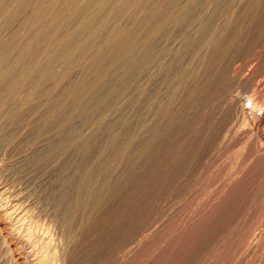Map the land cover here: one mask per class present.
Instances as JSON below:
<instances>
[{
    "label": "rangeland",
    "instance_id": "1",
    "mask_svg": "<svg viewBox=\"0 0 264 264\" xmlns=\"http://www.w3.org/2000/svg\"><path fill=\"white\" fill-rule=\"evenodd\" d=\"M202 1H200L198 3V5H196L193 8L195 11L192 9V13H193V15H195V17H193V18L195 20L197 18V20L199 22L197 20L196 21L193 20L191 22V23H193L192 26H190L191 24L187 23L186 25L184 24L183 27H180L178 25H174L176 28L174 26L170 27L172 29V30L171 29L169 30L171 32V34H174V32H175L174 30H176V32H177V34L172 35V36H171V34H169L172 41L167 40L168 38H170L168 35H166V33L168 34L169 31H164L162 29L164 31L162 33L163 34L165 33V37L162 36L163 38H160L159 41H157V44H159L158 46H160V43H161V46L162 47L164 46L165 51L167 49L166 52H169V53L165 54L164 55L165 57L164 56L160 57V55L158 56V54L156 55L157 58L155 56V60H154L155 63H158L159 62L158 60L160 58V60L162 62L164 61L163 62L164 64L161 63V61L158 63L159 65H157L153 62V64H152L153 70L155 71V68L158 66H159L158 68H161L162 66H163L162 68H164V66L166 67L167 63H168L167 59H169L168 67H170V65H172V63H173V65L171 66V69H175V67H176V69L181 68L183 63L186 64L188 62V61H186V59L190 61L191 56L189 55V57H188V55H187V56H185V59L183 60L184 62H182V63L178 62L176 60V53L178 54L180 51L188 50V46L185 44L188 43L187 40L190 41V39L198 33L197 31H199L198 30L199 29V23L202 21L203 22L209 21L208 22L209 24H211L213 22L214 25H213V23L210 25L211 28L213 27L212 29L216 30L215 28L218 27L220 29V30L217 29L218 32L220 34H222V32H223V35L224 36L226 35V39H231V37H233L232 39H234V37H235L238 44L241 43V44H239L240 45L239 47H241V46L244 47L245 45L246 46L244 48L241 47L240 49H238L237 53L231 51L232 54L228 55L229 59H228L227 63H225L228 66V67L226 66L227 69H224V72L226 74H224V76L220 80H218L219 82L216 79L213 80L212 81L213 87H212V83L209 84V87H212V90H211V88L208 87L209 96H207V98L205 97L206 98V99L204 98L205 100L204 99L199 100V101H202L203 105L200 104L201 102L197 101V104H196L197 109L199 108L200 110L198 109L197 114H195V116L191 117L190 120H187L186 123L188 124V122H189V126L185 125L187 128L184 129L185 128V126H184L183 127L184 130L182 129L181 135L180 134L178 135L181 140H177L178 137H174V139L171 141V143L173 141H176V142H173L175 144L171 145L169 143L170 145L168 144V146H166V149H164L165 148L164 147L163 148L164 150L162 149V154L158 156L159 157L158 159L157 158L155 159L156 161L150 160L151 164L149 163V165L146 167L147 170L142 169V170H144V171H142L137 160H135V162L133 160L128 161L127 159H125V160H113V158H112V160H110L111 158H108V157L113 156V155H111L110 152H107V154H106L107 157H105V160H98L97 161L96 156H95L96 151H98L97 148H96V151L94 152L95 154L92 153L93 156L91 154L92 159L90 158L91 157L90 156L86 160L88 162H86L85 160L84 161L80 160L79 157H77L76 155L71 154V153H70L71 155L65 154L63 157H58L59 159L62 158V160L61 159L59 160L58 158H56L57 156L54 157L55 160H53L54 159L53 157H52V159H48V160H46V159L40 160V157H43L44 154L46 155L50 152L51 145L53 146L54 143H56V141H57L56 132L59 129L58 126H55L53 124L51 126L48 125L51 129L48 128V126H43L41 123L42 121L40 120L41 118H43L42 117L43 114H41V112L44 113V111L46 110L45 107L49 108L50 106H52V104L50 103L53 100L52 98L56 97L55 98L56 100L57 99L59 101L62 100L65 103L66 100H65V97H63V95L65 96L66 93H69V90L71 88H72L71 89L72 91H77V89L79 91L80 88L82 87L79 84L80 82H81V84L84 82H85L84 83L85 85H86V83L88 84V81H90L92 79L90 77H93V75H95L94 74L95 71L93 70L94 72L93 71L91 72L90 70H88L87 66H83V65H85V62L83 65H82L83 61H81V63L77 62V64H75L76 62H74V65H76V66L72 65L73 67H77V66L79 67L80 66L81 68H83L81 70L79 67V70L82 72H80L78 70V67H77V69L74 68L77 70V73H74V74H72V73L76 72V70H74L72 66H68L69 68L65 66L66 68H63L64 73L62 74L63 75L62 79L64 81L61 79V82H60L61 85L59 84L61 89L63 88V86L66 85L64 83H66L67 80L65 81L64 78H66L67 76H68V79H70L71 78L70 76H72V75H74L75 78H77V77L80 78L83 76L85 78L84 79L80 78L82 81L78 80V78L77 79L74 78L75 80L73 81V78H71L72 80H70V82L73 81V83L74 82L75 83L73 84V83L67 82V86H65L64 88L68 92L64 88H63V91L58 89V88L55 89V92H56V90L59 91V92H57L58 95L61 91L62 92L60 94H63L66 91L62 95L61 98H59L60 95L57 96V93L52 92V91H54V89L50 90L53 86L51 85V83L49 81L47 83H46V81H43V84L45 83L43 88L46 86L50 88V89L47 87L44 88L45 91L49 90L52 93L48 94L49 93V91H48V92H46V94L48 96L43 95L40 98H42V101H43V99H45V101H46V99H48L49 101L48 100L47 101L51 105L48 104L45 106L43 104L44 102H42L40 100V98H37V100H36L34 93H32L33 90H32V92L29 90V91H27L28 93L27 92L25 93L26 96L28 95L31 97H28V96L24 97V104H22L23 103V97L22 96H18V95L15 96L16 101H18L17 103H19L21 100L22 103H19L20 105L22 104L25 106V103H28L30 105V106H28V104H26L27 109H24V106L19 105L20 108L22 107L23 108L22 110L27 111L28 114L30 111L31 112L29 115H26L25 112H23V114H25L23 121L25 119L26 120L24 121V123H22L23 121H21L19 123V124H21V123L23 124V125L21 124L20 127L17 125V127H19L22 130H20L19 128L15 129V128H17L15 126L14 131H12V134H11L12 138L9 137L10 139H8V141L5 143L7 145H5L4 143L2 145H0L1 146V148H0V204H1L0 205V242H1V240L3 242V245H1V247H0V249H1L0 251L3 250L2 247H6V250H5L6 253H4L5 251H3V253L0 252V264L1 263L2 264H5V263L6 264H14V263L15 264H36L35 263L36 261L34 260L35 258L33 255L32 247L29 246V244L24 243L25 242L24 236L21 232L15 233L18 231L17 228L20 225L24 226L25 229L20 227L21 230L24 231V233L25 232L29 233V231L31 230V232L29 234H31V233L33 234L34 238L32 237V235H31V238L33 239V241L36 240L34 243L39 242L38 240H41L42 236L47 235V237L44 236L43 239L49 238L52 245L54 244L56 246V248L59 249L58 251L56 250L58 253L55 251L56 255L59 257L63 253V255L65 254V256L67 258L69 257L68 259H66L65 256L63 257L64 260L66 259L65 262L63 261L65 264H69L70 262H71L70 264H120V263L121 264H206V263L207 264H264V247H263L264 246V0H262V1L260 0L259 2H258V0H256L255 1L256 3L253 2L254 0L253 1L251 0V4H250V0H226L229 3H231L230 5L224 0H221V1L220 0H207V2H206V0L205 1L202 0ZM208 1H209V3H208ZM222 1H224V3H226L225 6H226L227 10L225 9L224 5H221L219 7L220 9L218 8L219 11L215 10V12L216 13L218 12V13L212 14L214 12V4L216 5L218 3H221ZM261 2L263 4H261ZM234 3H236V4L233 5ZM221 4H223V2ZM252 4L254 6H252ZM227 5H229L230 7L232 6L231 9H228L230 7H227ZM247 5H251L255 9L253 8L254 9L253 10L251 6H247ZM259 5H262V6H259ZM255 6H257V8ZM221 7H223V11H220ZM240 7H243V8H240ZM259 7H261V8H259ZM198 8H200L201 10H199ZM169 9H168L169 10L168 12H172V11L174 12L175 10H177V9H175V7L174 8L170 7ZM172 9H174V10H172ZM236 9L237 10L239 9V11H237ZM261 9L263 12L260 11ZM139 10H141V9H139ZM207 10H208V13H207ZM144 11L145 10L142 9L140 11L141 14H138L139 11L136 12L137 16H139L140 18L139 17L137 18L135 12L133 13L135 16H133V14H132V16L135 17V19H138L137 20L138 21V27L136 30H138L139 33H136L138 31L135 30L136 32L134 31L135 33L133 32V34L131 36H134V35L137 36V34H141L140 32H142L144 30L143 29L144 26L148 27L151 24H153L152 20L150 21L149 20L150 18L148 16L145 15L146 18H144L145 16H143V14L147 13V11H145V13H144ZM194 12H196V13L194 14ZM220 12L223 13V15ZM250 12H252L251 13L252 18H251V16H249L250 14L247 15ZM259 12L260 13L262 12V13L260 14ZM234 13L236 15L238 13V15H237L238 17ZM215 14L217 15V17ZM240 14H242V15H240ZM208 15H209V17H208ZM213 15H215L216 18L214 17L212 19ZM259 15H261L260 17L262 18V21H263L261 23H260L261 18L259 17ZM196 16H198V17H196ZM246 16H249L250 18L248 19V17L246 18ZM253 16H254V20L252 21ZM256 17L258 20L256 19ZM142 18H144V19H142ZM241 18H242V20H241ZM203 19H205V21ZM255 19L257 20V23H256ZM139 21H142V23ZM220 21H221V23H220ZM223 21L225 22V24ZM240 21H242V22H240ZM148 22L149 23L152 22V23L149 25ZM215 22H217V23H215ZM143 23H144V25H142ZM239 24L240 25L242 24V25L240 26ZM244 24H246L247 27H245ZM127 26H128V24H126V23H125V25H124V23L121 24V27H124L123 29L127 28ZM139 26H140V28H139ZM225 26L226 27L228 26V28L225 29ZM230 26H232L233 29ZM178 28H180V29L177 30ZM139 29H143V30H139ZM182 29H183L184 33H183ZM223 29H225L224 30L225 32L224 31L221 32V30H223ZM165 30H167V29H165ZM226 30H228V32H231L233 30H237L239 32L235 31L236 34L233 33L234 31L231 33H227ZM181 34H183V35H181ZM237 36L239 37V39ZM186 37L187 38L189 37V38L187 39ZM161 40L164 42H162ZM181 40H183V41H181ZM168 42H171V43H168ZM162 43H163V45H162ZM161 46L159 48H161ZM201 47L202 46H200L199 49ZM168 48L170 50H168ZM185 48H187V49H185ZM203 50L204 49L201 48V51H200L201 53L199 51L198 52L200 54L197 53L198 54L197 58L200 57V55H201V57L199 59H201L202 61H204V59H206L205 57H207V55L205 54L206 53L205 50H204L205 53L203 52ZM135 51H137V50H135ZM136 53L139 54V52H136ZM171 53L172 54L174 53L173 54L174 57H172ZM168 54H170L169 57L171 56L172 58H169ZM203 54H205V56ZM133 55H134V57L138 56L135 53ZM170 59L176 60L179 63L178 64L176 62L177 66L178 65L180 66L181 64L182 65L180 67H177L176 65H174L175 61L174 62L172 60L170 61ZM201 60L198 61V59H197V64H196V60L192 61V64H191L192 70H195V71L200 70V66L204 65V64H202ZM117 61L120 64L119 68H116L119 65ZM194 62H195V64H194ZM78 63H80L82 66ZM115 63H116V66L113 65ZM123 63L124 62H120V60H116L113 63L112 62L109 63L103 69V72L105 73L104 75H106V77L108 75V78L105 77L104 79L109 80L112 77L111 76L112 74H113V76H117V75L119 76L120 74L122 76V74L125 72H128V70H129L128 74L127 73L123 74L124 78H127L128 80H130V78L131 79L134 78L136 80L138 78V75L140 76V72L138 70L135 69L136 72H131L130 70H132V69L128 68V66H126L127 64H123ZM160 63H161V65H160ZM110 65H111V67L113 65V67H112L113 69H111V70H109ZM123 66H125V67H123ZM148 66H147V69H148V71L149 70L150 71L148 72V71H146L147 69L145 70V75H146L145 79H147V78L152 79L153 78L152 74L154 71L152 70V67H150L151 64H148ZM120 67L121 68L123 67V68L121 69ZM172 67H174V68H172ZM70 68H72V69H70ZM149 68H151V69H149ZM117 69H119V70L121 69V70L119 71ZM176 69L174 70L175 72H176ZM86 70L90 71V73H88ZM122 70H124V72ZM151 70H152V72H151ZM69 71H71V72H69ZM132 71H134V70H132ZM174 71H173V73H174ZM67 72L69 73V75L70 74H72V75L69 76L68 74H66ZM84 72H85V75H84ZM114 72H117L119 74L114 73ZM137 72H139V73H137ZM86 73L89 75L90 80H88V78H87L88 76H86L87 75ZM109 73H111V74H109ZM132 73H133V75H132ZM135 73H136V75H135ZM125 75H127V76H125ZM130 75H132V76L129 77ZM109 76H110V78H109ZM121 76L119 78H120L121 82L123 83L121 85L123 87H120V89L122 91L119 90L120 91V92H118L119 94L116 93V95H115L116 97L119 96L118 97L119 99L115 98V96H114V100L117 99V100H115V104H112V103H114V102H112V99H110V100L105 99L106 101L105 102H103L104 100L101 101V102H103L101 104L100 103L98 104V102H96L93 104L94 107L90 106L88 108L89 113L86 117H85V115L88 112V110H86L87 112H85V113L82 112V113H84V114H81L83 119L79 118L80 120H83L82 124H81V121L79 119H78V121L75 120L76 122H78L76 124L79 127L81 124L80 129L75 125V123H74L75 121L73 122L72 125L77 127V130H81L82 126L84 127L81 130V132L79 131L80 134L83 133L82 137H84V140H90L92 138V136L94 137L93 134H95V133L93 131L96 128L95 124H96L97 119H98V117L96 115L99 116V114L101 113V110L104 108L103 107L104 105L106 106V109L114 106V107H112V109H114V110L108 109L109 111H107L105 109L107 111V113H106V111L104 112V114H105L104 115V121L109 122L108 124H110L108 127H107V123L105 124V126H106L105 131H107L106 132L107 135L114 134L115 136H117L116 134H118V136H120V134H122V132H124V129H122V128H124L123 126H125L124 124H126L125 128L127 126L130 128L131 134L133 133L134 138H135V136L137 138H140V134H141L140 132L141 131L139 133L137 131H139V128L142 126V123L145 125L148 123L151 124V121H152L151 118H154L156 120V117L158 118L161 116L160 114H158V115L155 114L154 116H152L151 113L148 111L146 113L147 104H146V106L144 103H143V105H141L142 102H141L140 98H138L139 96L136 95V94H138L137 89H138L139 85H141L143 82L142 76L139 77V79L141 78L139 83H138V79L136 81L134 79H133V81L131 80L132 85L135 84L134 85L135 89H132L134 87L131 84H128V82L130 83L131 81L124 79L123 76L121 78ZM122 79H124L126 81H123ZM76 80L80 81V82H77ZM134 81H135V83H134ZM162 83L159 85H160V87L162 85L164 88L162 87V89H161L157 85L158 87L157 86L156 87L158 89L156 88L155 90L160 89L161 91H164L165 94H167V93L170 94V95L168 94V96H167L164 93H163L164 95H162L161 94L162 92L160 90H159V92H161V93H159L158 91H155V92H158L157 97L161 96L162 100H164V101H162L160 97L156 98V103L157 104L160 103L159 105H161V102H162V106H163V104L166 105L165 102L168 103L169 101L173 102L174 104L180 103L181 100L184 101L187 89H191V86H187V87L183 86L182 88H180V90L176 89L177 91H175L174 88L176 85H174L173 83L172 84L170 82L167 83L168 85L170 84V86H171V87L169 86V89L166 88L167 84L165 85L163 81H162ZM72 84L74 85V87H72L73 86ZM77 84H79V85H77ZM84 84H82V85H84ZM109 84L112 85L113 83H111V82L107 83L106 87L107 86L110 87L111 85H109ZM49 85H51V86H49ZM112 86H111V88L114 89V85H112ZM109 87H107V89ZM75 88H76V90H74ZM111 88H109L108 91L111 90ZM172 88L174 89L175 93L173 91H172V93L170 92ZM181 89H183V90L181 91ZM184 89H186V92L184 91ZM71 90H70V92H71ZM112 90L109 91L108 93L110 94L112 92ZM127 90H129V91L127 92ZM130 90H131V92H130ZM132 90H134L136 92H134ZM178 90L181 92H184V95H183V93H180V92L177 93ZM120 93H121V96H120ZM122 94L124 97L122 96ZM159 94H161V95H159ZM172 94H174V96ZM54 95H56V96H54ZM182 95L184 96V98ZM46 96H47V98H43ZM18 97H20V98L22 97V98L19 99ZM33 97H35L34 99L36 101H34V99H32ZM48 97H50L51 100ZM133 97L135 99H133ZM163 97H165V98L163 99ZM178 97H180V99L181 98L182 99L180 100ZM131 98L133 99V101L130 100ZM166 98H167V100H165ZM201 98H203V97H201ZM26 100H27V102H26ZM39 100H40V102H39ZM56 100L53 102H58ZM107 100H109V102H107ZM157 100H159V102H157ZM28 101H31V102H28ZM36 102H39V103H36ZM46 102H45V104H46ZM129 102L132 104L130 105ZM203 102L206 104H204ZM34 103H36V104H34ZM106 103H109V104H106ZM33 104H34V106H33ZM95 104L96 105L98 104V106H95ZM135 104H136V106L133 107ZM101 105H103L102 106L103 108L101 107ZM107 105L108 106L110 105V107H107ZM128 105H130V107ZM198 105H200V106H198ZM127 106H128V108H127ZM92 107L94 108V111H96L97 109H99L100 111L98 110L94 113V111L91 110V109H93ZM120 108H121V110H120ZM126 108L128 110H126ZM129 108H130V110H129ZM134 108L137 110L138 109H140V110H138V111L136 110L137 111L136 112L134 110ZM28 109H31V110L28 111ZM32 111H34V112H32ZM113 111H115V112H113ZM98 112H100V113L98 114ZM138 112H140V113L136 114ZM143 112H144V114L146 113L145 114L146 116L143 114ZM2 114L3 115L5 114L4 116L6 119L8 118L7 116L10 117L9 113L7 114L5 111H4V113H3V111H0L1 121L3 119H5ZM90 114L93 116H91ZM133 114H135L134 117H132ZM81 115H80V117H81ZM83 115L85 118H87L88 116H91L90 118L95 117V116L96 117L93 118V120H91L88 117L91 120V122H90V120L85 119L83 117ZM140 115H142L143 118ZM27 117H28V119H27ZM39 117H40V119H39ZM130 117H132L135 120L131 119ZM139 117H141L142 119ZM94 119L96 120V122H94ZM150 119H151V121H150ZM127 120L130 123L127 122ZM139 120H140V122L143 120V122L140 123ZM84 121H85L86 127L84 125ZM88 121H89V123H88ZM104 121H103V123H105ZM123 121H124V123H123ZM135 121H137V123H139V124H137ZM157 121H159V120L157 119ZM39 122H40V128H39ZM86 122L89 125L92 124L93 127L92 126L89 127V125L86 124ZM34 124H36V125H34ZM130 124L131 125L133 124V125L131 126ZM37 125H38V127H35ZM114 125H116V126H114ZM33 126L35 129L34 128L32 129ZM53 126L55 128L54 129L55 131H53V129H52ZM91 127L93 128V130ZM132 127H134V128H132ZM36 128H37V130H36ZM43 128L46 130H42ZM110 128H112V129H110ZM119 128H121V129H119ZM31 129L36 133L35 137L33 136L34 132L31 131ZM108 129L111 132L116 130V132L111 133ZM26 130H28V131L26 132ZM40 130L43 132L46 131V133L42 134V132L41 133L39 132ZM90 130H91V132H90ZM120 130H121V132H119ZM133 130H135V131H133ZM15 131L17 134L15 133ZM37 132H39L40 134ZM48 132H49V134H48ZM53 133H54V135H53ZM90 133H93V134H90ZM29 134H30V136H29ZM31 134L33 136L32 140H31ZM85 134L88 136L85 137L84 136ZM100 134H102V135L100 136ZM103 134H104V131H102V133L100 132L99 135L97 134L100 138L102 137L101 140L103 142L101 140H98L100 138L94 137V138H97V144H99L101 142L103 143V144L101 143L102 147L104 145V142L107 141V140H105V138L108 139V137H109L106 134H104V135ZM25 136H27V137L29 136V139H30V140L28 139L29 142H27L28 140L24 139V138H27ZM39 136H40V138H39ZM54 136H56V137H54ZM95 136H96V134H95ZM104 136H107V137H104ZM15 137H16V139H15ZM36 137H37V139H36ZM141 137H143V136H141ZM33 138H35L36 140ZM52 138L54 140L56 138V140L54 141ZM86 138H88V139H86ZM33 140L35 143L33 142ZM47 140L50 142L52 141V143L49 142L48 144H46ZM23 141H24V144H23ZM44 141H46V142H44ZM12 142H14V143H12ZM25 142H27L26 145H25ZM97 144H96L97 147L102 148L100 146V144L99 145H97ZM45 145H47L48 150L44 147ZM135 145H137V146H135ZM170 146H171V148H170ZM44 148H45V150H44ZM133 148H135V149H133ZM37 149H38V151H37ZM136 149H139L138 143L137 144L134 143L132 145V150L134 152L137 151ZM167 149H168V151H166ZM46 151H47V153H46ZM38 152H40V153H38ZM166 152H168V153H166ZM108 153H109V155H108ZM165 154L167 156H165ZM31 155H35V158H34V156H32V158H34L33 159L34 162H32V159L28 158L29 156L31 158ZM66 156H68V157H66ZM71 156H74V158L76 156V158H78L80 161L75 160L73 157L71 158ZM64 158L67 161L64 160ZM27 160L30 162H28ZM90 160H92V163L94 161V164H92ZM47 161H49V162L47 165H45L47 163ZM62 161H65V162H63V163H66V164H64L65 167H63ZM69 161H72L73 163L71 162V164H70V163H68ZM82 161L84 162V164L81 163ZM95 161H96V163L99 162V165H97L95 163ZM130 161L131 162L133 161L134 163L132 162L133 163L132 164ZM36 162H37V164H36ZM28 163H29V165H28ZM75 163L77 164L78 167H76ZM100 163H102V164L100 165ZM103 163H104V165H103ZM113 163H115L116 166H114ZM129 163H131L132 165L131 164L129 165ZM58 164H59V166H58ZM60 164L62 166H60ZM67 164H69L71 166H69ZM78 164H80L81 167ZM39 165L41 166V168L39 167ZM82 165H88V166H86L88 168L93 165L94 169L97 171L96 172L94 170L95 171L94 175L97 174L96 176H98L100 174L99 177L100 178L104 177L103 180L105 179L104 182L106 181L105 183L108 185H111L110 183L117 182L115 180L116 178H117L118 182L123 180V179L126 180V178H128V176L131 175V172H133V169H135V170H134V176L133 175L130 176L132 179L130 177H129L130 181L128 180L129 178L127 179V181H129L128 182L129 185L127 184L128 187L126 186V188H124V191L121 190L120 191L121 194L116 192L119 195L114 193V196L117 195L116 198L114 196H113L114 198L111 196L110 199H115L114 200L115 202L113 200H110V199H108L109 201L105 200L108 198V197L106 198V196H108V194L104 195L103 192H102L103 194L100 193L101 191L99 190V188H100V187H98L99 185L96 184V186H95V187H97L98 190L95 189V187L93 188V186H92V191L94 190L93 192H95V190H96V192L100 191L99 193L101 194V197H100V194L98 195V197L101 199L99 202H102L104 200H105V202L106 201L108 202V203L106 202V205L108 204L107 208L110 207L109 211H108V209H106L108 212V213H106L107 215L104 213L100 214L101 216L97 215L94 218V221H92L93 224L88 220L89 218L86 219L87 221L84 220L85 218H87V216H84L82 214L81 215L76 214V216H75V219H77L75 221L76 226L74 225L75 227H73V230H71L72 233H71V231H69L70 232L69 233L68 231L65 230L64 225H62V219L60 218V217H62V214L64 211V209H63V211H61V208H63V207L65 208V206H67V205L63 206V205L57 204L59 202L56 198V196H57L56 193L59 189L58 186L61 184V182H59V181L63 180L64 183L62 181V184H64V185L66 184V181L68 183V180H65V179L68 178L69 174H70L69 176H71V177H69L68 179L71 178V185L74 183L73 184L74 186H72L73 188L72 187H71L72 189L69 188V191L72 190L71 193L77 192V189L75 186V185H77V179L79 178V176H77V175L81 174V173H79V171L83 170L82 171V173H83L85 171V168H86L85 166H83L84 167V169H83ZM136 165H137V167H140L137 169L139 171L141 170V173L139 171H138L139 173H136L137 169L134 168ZM27 166L29 167V170L26 169ZM42 166L44 168H42ZM73 166H75V169H72ZM95 166L96 167L98 166V167L96 168ZM110 166L114 167L115 169L111 168ZM22 167L24 169H21ZM37 167H39V168H37ZM59 168H60V171L62 170L61 171L62 176L64 175L63 177L61 176L62 179L60 178V175H58L60 173V172H58ZM78 168H79V171H78ZM88 168H86V169H88ZM131 168H133V169H131ZM177 168H178V170H177ZM40 169H41L42 173H41ZM67 169L69 172L67 171ZM70 169H72V170H70ZM102 169L104 170L103 171L104 173L102 171H100ZM112 169L115 171H112ZM127 170H128V172H127ZM129 170H132V171L130 172ZM149 170H150V172H149ZM23 171H24V173H22ZM32 171H33V173H31ZM71 171L73 174L70 173ZM37 172H38V175L36 174ZM62 172H64V174ZM114 172H115V174H114ZM117 172H119V173H117ZM203 172H204V174H203ZM55 173H56V175H55ZM67 173H69V174H67ZM65 174H67V175L65 176ZM74 174H77V175H75L76 177L74 176ZM119 174H120V176H119ZM140 174H141V176H140ZM54 175L56 176V178H54ZM136 176L137 177L140 176V178L138 179ZM133 177H136V178L134 179ZM58 178H60L61 180ZM120 178H121V180H120ZM72 179H73V181H72ZM74 179H76V180H74ZM133 179H134V181L132 182ZM50 181H53L54 183L50 182ZM55 181L59 182V184ZM75 181H76V184H75ZM131 183H132V185H131ZM51 184L54 186V191L56 190V193H54V191H52L54 194H52V192H51V189L53 190V188H51V187H53ZM77 188H78V186H77ZM236 192L239 194H237ZM102 196L104 197L103 199H102ZM50 197H52V198H50ZM53 198H55L57 201ZM99 198H98V200H99ZM110 201L111 202L113 201V203H111ZM110 203L112 205H110ZM237 206H239V207H237ZM58 210H59V212H58ZM19 214H20V216H18ZM58 215L60 216L59 218H58ZM6 216H9V217H6ZM15 216H17V217H15ZM21 216H24L23 218H25V217H27V218H25V219L22 218L21 221L24 220V223L19 221V223H20V225H19V223H17L16 221L18 220L17 218H19ZM246 216H248V217H246ZM99 217H100V219H99ZM10 218L12 220H14L15 223L12 220L10 222V220H8ZM60 219H61V222H59ZM190 220H191V222H190ZM88 221L90 223V226H92L93 228L91 227V229H90V226L87 223ZM82 222H84V224ZM82 224H83V226H82ZM85 224H86V226H84ZM11 226L12 227L14 226L13 228L16 227L15 229L17 231L15 229H13ZM79 226H82V227H79ZM87 226H89V228ZM141 226H143V227H141ZM76 227H78V228H76ZM74 228H75V230H74ZM86 228L89 229V230L87 229L88 233L85 230ZM28 229H30V230H28ZM83 230L85 231V233H83L84 232ZM19 233H21V234H19ZM36 236H38L37 237L38 239L36 238ZM241 236H243V237L241 238ZM254 239H256V240H254ZM70 242H71V244H70ZM248 243H249V245L250 244L251 245L249 246ZM242 246H243V248H242ZM86 247L89 248L88 249L89 251H86L87 250ZM84 249H86V250H84ZM28 250H30V253ZM70 250L72 252H70ZM31 251H32V254H31ZM4 254H6V258H7V255L9 254L8 255L9 257L7 258L8 260L5 258ZM67 260H68V262H67ZM58 264H63V263L62 262L60 263V261H59Z\"/></svg>",
    "mask_w": 264,
    "mask_h": 264
},
{
    "label": "bare ground",
    "instance_id": "2",
    "mask_svg": "<svg viewBox=\"0 0 264 264\" xmlns=\"http://www.w3.org/2000/svg\"><path fill=\"white\" fill-rule=\"evenodd\" d=\"M202 1V0H0V111H4L8 114H10V117L7 116L8 118L6 119L5 118V114L3 115L5 119H3L1 121L0 119V145H2L3 143L5 144L8 139L12 138V131H14V127L17 125L20 127V125L22 123H24V120L23 121V118H24V115H29L27 111L25 110H22L23 108L20 106L22 104H24V97H27L25 95V93L27 91H31L33 90L32 93H34V96L36 97V100L37 98H40L41 96L43 95H47L46 92H48L47 90L45 91L44 87L43 86L45 85V83L43 84V81H46V83L49 81L51 83V85L53 86L51 89L49 87L50 90H53L52 92H55V89H60L63 91V88L65 86H67V82H70V80H72L71 78H73V81L77 78L74 77V73H77V67H73L72 65H74V62H76L75 64H77V62H80L83 61L82 65L84 64L85 62V65L83 66H87L88 70H90L91 72L93 71L95 75H93V77H90L92 78L90 80L89 78V75L87 74L86 76H88V84L86 83V85L84 83V85L81 84L80 81H82L80 78H85L84 76L83 77H80L78 78V80L80 81H77V82H80L79 84L82 86L80 88V90L78 91H72L71 89V92L69 90V93H66V95L64 96L63 94L67 91L65 88V92L63 94H60V97H65V103L61 100L59 101L58 99L56 100L54 96V98H52V102L53 101H58V102H50L52 104V106H50L49 108L48 107H45L46 105L50 104L48 101V99H43L42 101V98H40V100L42 102H44L43 104L45 105L44 107L46 108V110L44 111V113L41 112L42 117L39 119L42 121V125L43 126H48V125H55V126H58L59 129L58 131L56 132V136H57V141L56 143H54V145L52 146L51 145V150L48 154H44L43 157H40V160H48V159H52V157H63L65 154L68 155V154H74L76 155L77 157L80 158V160H87L91 154H95L94 152L96 151V148L98 149V151H96V160H105V157L107 152H110L111 157H108V158H111L110 160H125L127 159L128 161L129 160H133L135 162V160H137L138 164L140 165L141 167V170L142 169H146V167L149 165L150 163V160H155L156 158L158 159L159 155L162 154V149H166V146H168V144L170 143L171 145L172 144H175L173 142H176V141H173L171 143V141L174 139V137H178L177 140H181L179 138V134L181 135V131L183 129V127L185 125H188L189 126V122L188 124L186 123L187 120H190L191 117L195 116V114H197V101L199 100H203L205 97L207 98V96H209V92H208V87H209V84L212 83V87H213V80H220L224 74H226L224 72V69H227L226 68V64L228 59H229V54L231 55V51L232 52H235L237 53L238 49H240L241 47H239L241 43L238 44L237 40L235 39H232L233 37H231V39H226V35L224 36L223 35V32L226 28H228V26L226 27L225 26V29L221 30L222 34H220L218 32L217 29H219L218 27L215 28L216 30L212 29L210 27L211 24H209L207 21L206 22H200L199 23V31H197L198 33L194 36V37H190V41L187 40V45L188 46V50H185V51H180L178 54L176 53V60L178 62H184L183 60L185 59V56L189 55L191 56V60H187L188 61L186 64L183 63V65L181 66V68L179 69H176V72L174 71L175 69H171V66L173 65H170V67H168V63H169V59H167L168 63H167V66L164 68H158L156 67L155 68V71L153 70V67H152V64L155 60V56L158 54V56L160 55L161 56H164L165 54L169 53V52H166L165 49H164V46L162 47L161 46V43H160V46L161 48H159L160 46H158L159 44H157V41H159L160 38H163L162 36L165 37V33L163 34L162 32L164 31H169L174 25H178L180 27H183V25L189 23L191 24L190 26L193 25V23H191L193 20L196 21V20L193 18L195 17V15H193L192 13V9L198 5V3ZM205 1V0H204ZM221 1V0H220ZM226 1V0H224ZM221 4V3H218V4H214V13L215 10L216 11H219V7L221 5H224L225 9H226V3ZM253 1V0H252ZM256 0H254L253 2H255ZM260 0H258L259 2ZM262 1V0H261ZM203 2V1H202ZM207 2V0H206ZM229 5L231 3H229L228 1H226ZM231 2V1H230ZM243 2V1H242ZM252 2V3H253ZM209 3V1H208ZM256 3V2H255ZM236 3H234L233 5H235ZM250 4H251V0H250ZM254 4V3H253ZM252 4V6H254ZM261 4H263L261 2ZM229 5H227V7H230ZM257 5V4H256ZM241 6V5H240ZM247 6H251V5H247ZM246 6V7H247ZM251 6V7H252ZM258 6V5H257ZM257 6H255L257 8ZM259 6H262V5H259ZM170 7H175V10L174 12L172 10V12H168L170 9ZM202 7V6H201ZM209 7V6H208ZM232 7V6H231ZM228 8V9H231ZM203 8V7H202ZM206 8V7H205ZM219 8V9H218ZM240 8H243V7H240ZM254 7H252L253 9ZM261 8V7H259ZM139 9H143L145 11H147V13H144L143 16H148L150 19V21L152 20L153 24L149 23L150 26H144L143 29H139V30H143L142 32H140L141 34H137V36H131L133 34V32L137 29L138 27V19H135V16L133 13L135 12L136 16H137V11H139L138 14H141ZM169 9V10H168ZM196 9V8H195ZM199 10H201L200 8H198ZM218 9V10H217ZM247 9V8H246ZM255 9V8H254ZM253 9V10H254ZM194 10V9H193ZM227 10V9H226ZM237 10V9H236ZM245 10V9H244ZM195 11V10H194ZM197 11V10H196ZM213 11V10H212ZM220 11H223V7H221V10ZM239 11V9L237 10ZM258 11V10H257ZM262 11V9L260 10ZM143 12V11H142ZM236 12V11H235ZM263 12V11H262ZM261 12V13H262ZM196 12H194L195 14ZM207 13H208V10H207ZM218 13V12H217ZM216 13V14H217ZM221 13V12H220ZM230 13V12H229ZM247 13V12H246ZM252 12L248 13L247 15L251 16ZM257 13V12H256ZM260 13V12H259ZM260 13V14H261ZM133 14V16H132ZM211 14V15H212ZM215 14V15H216ZM223 15V13H221ZM235 14V13H234ZM254 14V13H253ZM199 15V14H198ZM215 15H213L212 19L215 17ZM236 15V14H235ZM238 15V13H237ZM236 15V16H237ZM242 15V14H240ZM146 16L144 18H146ZM225 16V15H224ZM244 16V15H243ZM249 16H246V18L248 17V19L250 18ZM261 15H259L260 17ZM139 16H137L138 18ZM142 17V16H141ZM147 17V18H148ZM198 17V16H196ZM207 17V16H206ZM209 17V15H208ZM207 17V18H208ZM210 17V18H211ZM217 17V15H216ZM215 17V18H216ZM229 17V16H228ZM238 17V16H237ZM240 17V16H239ZM263 17V16H262ZM140 18V17H139ZM142 18V19H144ZM252 18V16H251ZM261 18V17H260ZM199 19V18H198ZM206 19V18H205ZM205 19H203L205 21ZM233 19V18H232ZM257 19V17H256ZM255 19V20H256ZM202 20V19H201ZM215 20V19H214ZM237 20V19H236ZM242 20V18H241ZM254 20V16H253V19L252 21ZM258 20V19H257ZM257 20H256V23H257ZM260 20V19H259ZM145 21V20H144ZM198 21V20H197ZM228 21V20H227ZM233 21V20H232ZM238 21V20H237ZM251 21V22H252ZM142 23V21H139ZM199 22V21H198ZM218 22V21H217ZM215 22V23H217ZM224 22V21H223ZM239 22V21H238ZM242 22V21H240ZM244 22V21H243ZM248 22V21H247ZM263 22L262 21V18H261V21L260 23ZM125 23L128 24L127 28L123 29L124 27H121V24ZM145 23V22H144ZM144 23L142 25H144ZM221 23V21H220ZM235 23V22H234ZM233 23V24H234ZM198 24V23H197ZM225 24V22H224ZM259 24V23H258ZM257 24V25H258ZM214 25V23H213ZM240 25V24H239ZM242 25V24H241ZM240 25V26H241ZM245 27L246 24H244ZM250 25V24H249ZM261 25V24H260ZM123 26V25H122ZM233 26V25H232ZM230 26V27H232ZM236 26V25H235ZM175 27V26H174ZM222 27V26H221ZM234 27V26H233ZM232 27V29H233ZM238 27V26H237ZM243 27V26H242ZM140 28V26H139ZM176 28V27H175ZM174 28V29H175ZM186 28V27H185ZM198 28V27H197ZM240 28V27H239ZM238 28V29H239ZM244 28V27H243ZM253 28V27H252ZM255 28V27H254ZM164 31H163V30ZM167 29V30H165ZM173 29V30H174ZM180 28H178L177 30H179ZM195 29V28H194ZM237 29V28H236ZM172 30V29H171ZM185 30V29H184ZM220 30V29H219ZM230 30V29H229ZM130 31V32H129ZM138 31V30H136ZM135 31V32H136ZM176 32V30H174ZM183 31V29H182ZM186 31V30H185ZM194 31V30H193ZM227 33H235V31L237 30H233L231 32H228V30H226ZM134 32V33H135ZM170 32V31H169ZM168 34L166 33V35L169 36V34H171V32ZM174 34H171L172 35H175L177 34V32ZM179 32V31H178ZM192 32V31H191ZM196 32V31H195ZM225 32V31H224ZM239 32V31H237ZM241 32V31H240ZM136 33H139L136 32ZM184 33V31H183ZM189 33V32H188ZM244 33V32H243ZM163 34V35H162ZM192 34V33H191ZM180 35V34H179ZM183 35V34H181ZM193 35V34H192ZM233 35V34H232ZM187 36V35H186ZM224 36V37H223ZM167 37V36H166ZM170 37V36H169ZM238 37V36H237ZM174 38V37H173ZM172 38V39H173ZM176 38V37H175ZM187 38V37H186ZM189 38V37H188ZM187 38V39H188ZM182 39V38H181ZM185 39V38H184ZM239 39V37H238ZM164 40V39H163ZM167 40H171V37L168 38ZM166 40V41H167ZM178 40V39H177ZM162 41V40H161ZM165 41V40H164ZM162 41V42H164ZM172 41V40H171ZM176 41V40H175ZM183 41V40H181ZM180 41V42H181ZM239 41V40H238ZM244 42V41H243ZM168 43H171V42H168ZM247 43V42H246ZM251 43V42H250ZM165 44V43H164ZM179 44V43H178ZM184 44V43H183ZM254 44V43H253ZM163 45V43H162ZM167 45V44H166ZM165 45V46H166ZM174 45V44H173ZM245 45V44H244ZM251 45V44H250ZM178 46V45H177ZM202 46L201 48L205 50H203V52L207 55V57H205L206 59H204V61H202L201 59H199L201 57H198V54H200L201 52V48L199 49V47ZM246 46V45H245ZM244 46V47H245ZM248 46V45H247ZM167 47V46H166ZM174 47V46H173ZM176 47V46H175ZM181 47V46H180ZM242 47V48H244ZM179 48V47H178ZM187 49V48H185ZM137 50V51H135ZM168 50H170L168 48ZM200 53H199V52ZM246 51V50H245ZM136 52H139L136 53ZM172 52V51H171ZM137 54L138 56L134 57L133 54ZM198 53V54H197ZM172 54V53H171ZM174 54V53H173ZM172 54V57H174ZM205 54H203L205 56ZM240 54V53H239ZM170 54H168V57H169ZM237 55V54H236ZM165 57V56H164ZM171 56L169 58H172ZM157 58V56H156ZM159 58V57H158ZM167 58V57H166ZM235 58V57H234ZM190 59V58H189ZM197 59L198 61L201 60L202 64H204L202 67L200 66V70L198 71H195V70H192V61L193 60H196V64H197ZM116 60H120V62H124L123 64H127L126 66H128V68L134 70H130L131 72H136V70H138L140 72V76H142L143 78V82L141 85H139L138 89H137V92L142 104L143 103L147 104L146 106V113L147 111L151 113L152 116H154L155 114H160L161 118L160 117H156V120L154 118H151L150 121H151V124L148 123V124H143L142 123V126L139 128V131H137L138 133L140 132V138H137L135 136H133V133L131 134V131H130V128L126 126V124H124L125 126H123L124 128V132H122V134H120V136H118V134H116L117 136H115L114 134H111L112 132H116L115 131H109L111 132L110 134L111 135H107L105 131V124L107 123V127L110 125L108 124L109 122H105L104 121V112L107 110L109 111L108 109H112V106L111 108H108L106 109V106L104 105H101V107L103 108L101 110V113L98 112L99 116L96 115L98 117L97 119V122L96 120L94 119V122H96L95 124V129H94V133L96 134H93V133H90V134H93L94 137H98L100 138L98 135L99 133L102 131H104V134H106L108 137V139L105 138V141L104 139V145L102 147V140L101 138L98 139V140H101L102 144H100V146L102 148H99L96 146L97 144V138H94L92 136V140H84V137H82V134H80L81 130L84 128L82 126V129L81 130H77V127L80 129L81 128V124L83 122V120H80L79 118L83 119L82 118V115L81 114H84L85 112H87L86 110H88V112L86 113L85 117L88 115L89 113V107L90 106H93L94 103L98 102V104L100 103H103L105 102L106 100L105 99H112V104H115V100L119 99L118 97L119 96H115L116 93L120 92L119 90L120 87H123L121 86L123 83L121 82L120 80V76L121 74L118 76H113V74L111 75L112 77L110 78L109 76V80H105L104 78L106 77V75H104L105 73L103 72V69L109 64V63H113L114 61ZM157 60V59H156ZM163 60V59H162ZM166 60V59H165ZM172 59H170L171 61ZM176 60H172L173 62L175 61V64L176 65L178 62ZM231 60V59H230ZM159 62L161 61L160 58L158 60ZM118 62V61H117ZM158 62V63H159ZM164 62V61H163ZM161 61V63H163ZM177 62V63H176ZM78 63V64H80ZM155 63V62H154ZM158 63H155L157 65H159ZM160 63V65H161ZM199 63V62H198ZM119 64V62H118ZM122 64V63H121ZM148 64H151L150 67H152V70L154 71L153 74H152V79H145L146 78V75H145V70L147 69V66ZM164 64V63H163ZM162 64V65H163ZM179 64V63H178ZM195 64V62H194ZM81 65V64H80ZM81 65V66H82ZM116 66V63L113 64ZM112 65V67H113ZM166 65V64H165ZM230 65V64H229ZM68 66H72L74 70H76V72H73L72 76L69 75V73L67 72L66 74H68L70 77V79H68V76L65 79L66 84L65 86H63V88L61 89L60 85H61V79H62V74L64 73L63 72V68H66ZM76 66V65H74ZM114 66V67H115ZM120 64L118 65V67L116 68H119ZM156 66V65H155ZM177 66V65H176ZM179 65L177 67H180ZM231 66V65H230ZM80 67V66H79ZM79 67H78V70H79ZM110 65V68L109 70L113 69ZM125 67V66H123ZM122 67V68H123ZM149 67V66H148ZM172 67V68H174ZM228 67V66H227ZM69 68V67H68ZM121 68V67H120ZM121 68V69H122ZM127 68V67H126ZM195 68V67H194ZM193 68V69H194ZM197 68V67H196ZM72 69V68H70ZM80 69L82 70L83 68L80 67ZM107 69V68H106ZM105 69V70H106ZM120 69V70H121ZM136 69V70H135ZM151 69V68H149ZM73 70V71H74ZM86 70L88 73H90V71ZM104 70V71H105ZM108 70V69H107ZM108 70V71H109ZM115 70V69H114ZM119 70V69H117ZM119 70V71H120ZM126 70V69H125ZM151 70V72H152ZM68 71V70H67ZM80 71V70H79ZM78 71V72H79ZM124 72V70H122ZM148 71V69L146 70ZM150 71V70H149ZM148 71V72H149ZM174 71V73H173ZM71 72V71H69ZM82 72V71H80ZM113 72V71H112ZM118 72V71H117ZM117 72H114V73H117ZM122 72V73H123ZM129 72V70H128ZM128 72H125L128 74ZM137 72V73H139ZM150 72V73H151ZM227 72V71H226ZM123 73V74H125ZM65 74V75H66ZM79 74V73H78ZM81 74V73H80ZM93 74V73H92ZM108 74V73H107ZM111 74V73H109ZM119 74V73H117ZM122 74V76H123ZM130 74V73H129ZM142 74V75H141ZM64 75V76H65ZM84 75H85V72H84ZM133 75V73H132ZM132 75H130L129 77H131ZM136 75V73H135ZM151 75V74H150ZM76 76V75H75ZM79 76V75H78ZM82 76V75H81ZM121 76V78H122ZM127 76V75H125ZM138 75V83L140 81ZM134 77V76H133ZM136 77V76H135ZM149 77V76H148ZM257 77V76H256ZM75 78V79H74ZM86 78V79H87ZM108 78V75L107 77ZM124 78V76H123ZM151 78V77H150ZM124 79H127V78H124ZM122 79L123 81H126ZM134 79V78H133ZM133 79L130 78V80L128 81H133ZM136 79V80H137ZM149 79V80H148ZM63 80V79H62ZM69 80V81H68ZM135 80V79H134ZM135 80V81H136ZM64 81V80H63ZM70 82V83H73ZM84 81V80H83ZM86 81V82H87ZM132 81L128 84H131L132 85ZM134 81V83H135ZM162 81L164 82V84L166 85L167 83H173L175 86V91H177L176 89H179L182 88L183 86L187 87V86H191V89H187V92H186V89H184V91L186 92V95H185V99L184 101H182L180 99V97H178L180 100V103L178 104H174L173 102H165L166 105L163 104L162 106V102H161V105L157 104L156 103V98H161L162 100V97L159 96L157 97V93L159 92V90H155L158 86L159 88L162 89V85L160 87L159 84L162 83ZM216 81V82H217ZM113 83L112 85H114V89L111 88V85L109 88H111L112 92L109 94L108 92L111 91L107 89L106 87V84L107 83ZM161 82V83H160ZM183 82V83H182ZM219 82V81H218ZM63 83V82H62ZM75 83V82H74ZM73 83V84H74ZM226 83V82H225ZM43 84V85H42ZM60 84V85H59ZM72 84V85H73ZM77 84V85H79ZM137 84V83H136ZM163 84V83H162ZM42 85V86H41ZM48 85V84H47ZM49 85V86H51ZM71 85V84H70ZM125 85V84H124ZM127 85V84H126ZM135 85V84H134ZM132 85L134 88L132 89H135V86ZM158 85V86H157ZM60 88H59V87ZM128 86V85H127ZM126 86V87H127ZM130 86V85H129ZM157 86V87H156ZM169 86L170 84L166 86L167 89H169ZM74 87V85L72 86ZM80 87V86H79ZM78 87V88H79ZM113 87V86H112ZM131 87V86H130ZM171 87V86H170ZM174 87V86H173ZM212 87H209L211 88L212 90ZM67 88V87H66ZM70 88V87H69ZM128 88V87H127ZM164 88V87H163ZM165 88V89H166ZM189 88V87H188ZM216 88V87H215ZM126 89V88H125ZM131 89V88H130ZM158 89V88H157ZM166 89V90H167ZM173 89V88H172ZM171 89V93L172 91L174 92V89L172 90ZM76 90V88L74 89ZM107 90V91H106ZM164 90V89H163ZM177 93H183L184 95V92H181L183 89H181V91H179ZM228 90V89H227ZM122 91V90H121ZM126 91V90H125ZM129 90H127L128 92ZM134 91V90H132ZM155 91H158V92H155ZM161 91V90H160ZM49 91L48 94L52 93ZM59 91L56 90L55 93H57ZM68 92V91H67ZM131 92V90H130ZM136 92V91H134ZM162 92V93H161ZM159 93H161L162 95H164V91H161ZM28 93V92H27ZM107 93V94H106ZM124 93V92H123ZM164 93V94H163ZM167 93V92H166ZM175 93V92H174ZM212 93V92H211ZM119 94V93H118ZM125 94V93H124ZM159 94V95H161ZM169 93L165 94L168 96ZM213 94V93H212ZM22 96L23 97V103L20 102L19 103H22L21 105L19 103H17L18 101H16L15 99V96ZM30 95V94H29ZM53 95V94H52ZM51 95V96H52ZM58 93H57V96H59ZM170 95V94H169ZM174 96V94H172ZM182 95V96H183ZM48 96V95H47ZM46 97H43V98H47ZM114 96L115 99L114 100ZM120 96H121V93H120ZM123 96V94H122ZM178 96V95H177ZM180 96V95H179ZM181 96V97H182ZM21 97V98H22ZM28 97H31V96H28ZM35 97H33L32 99H34ZM124 97V96H123ZM128 97V96H127ZM203 97V98H201ZM221 97V96H220ZM19 99H21L20 97H18ZM50 100L51 98L48 97ZM126 98V97H125ZM165 97H163L164 99ZM171 98V97H170ZM176 98V97H175ZM184 98V96H183ZM205 98V99H206ZM211 98V97H210ZM18 99V100H19ZM55 99V100H54ZM133 99H135L133 97ZM133 99L131 98L130 100L133 101ZM204 99V100H205ZM31 100V99H30ZM34 99V101H36ZM39 100V102H40ZM104 100V101H103ZM109 100H107V102H109ZM114 100V101H113ZM167 100V98L165 99ZM169 100V99H168ZM173 100V99H172ZM177 100V99H176ZM175 100V101H176ZM33 101V100H32ZM33 101V102H34ZM103 101V102H101ZM135 101V100H134ZM164 101V100H162ZM207 101V100H206ZM205 101V102H206ZM27 102V100H26ZM28 102H31V101H28ZM39 102H36V103H39ZM46 102V104H45ZM111 102V101H110ZM131 102V101H130ZM129 102V103H130ZM157 102H159V100H157ZM201 102L200 104H202V101H199ZM34 103V104H36ZM127 103V102H126ZM135 103V102H134ZM133 103V104H134ZM176 103V102H175ZM204 103V102H203ZM26 104L28 103H25V106H24V109H27L26 107ZM33 104V106H34ZM42 104V105H43ZM50 104V105H51ZM98 104L95 106H98ZM105 104V103H104ZM106 104H109V103H106ZM111 104V103H110ZM111 104V105H112ZM128 104V103H127ZM132 103H130L131 105ZM206 104V103H204ZM20 105V106H19ZM130 105H128L130 107ZM138 105V104H137ZM203 105V104H202ZM28 106H30L28 104ZM39 106V105H38ZM37 106V107H38ZM116 106V105H115ZM122 106V105H121ZM124 106V105H123ZM126 106V105H125ZM127 106V108H128ZM136 104L133 106L135 107ZM200 106V105H198ZM36 107V106H35ZM94 107V106H93ZM92 107V108H93ZM100 107V106H99ZM107 107H110V105ZM118 107V106H117ZM231 107V106H230ZM31 108V107H30ZM124 108V107H123ZM126 108V110H128ZM138 108V107H137ZM208 108V107H207ZM228 108V107H227ZM32 109V108H31ZM31 109H28L31 110ZM34 109V108H33ZM101 109V108H100ZM106 109V110H105ZM92 111H94V108L91 109ZM99 109H97L96 111H98ZM114 110V109H112ZM121 110V108H120ZM119 110V111H120ZM130 110V108H129ZM134 110L136 111L137 109L134 108ZM140 110V109H138ZM137 110V111H138ZM200 110V109H199ZM35 111V110H34ZM32 111V112H34ZM39 111V110H38ZM94 111V113L96 112ZM100 111V110H99ZM106 111V113H107ZM125 111V110H124ZM136 111V112H137ZM23 112H25V114H23ZM84 112V113H82ZM115 112V111H113ZM141 112V111H140ZM140 112L136 113V114H139ZM93 113V112H92ZM91 113V114H92ZM93 113V114H94ZM132 113V112H131ZM134 113V112H133ZM142 113V112H141ZM145 113V114H146ZM250 113V112H249ZM252 113V112H251ZM6 114V115H7ZM39 114V113H38ZM90 114V115H91ZM116 114V113H115ZM114 114V115H115ZM121 114V113H120ZM144 114V112H143ZM144 114V115H145ZM201 114V113H200ZM33 115V114H32ZM36 115V114H35ZM81 115V117H80ZM122 115V114H121ZM135 114H133L132 117H134ZM255 115V114H254ZM31 116V115H30ZM93 116V115H91ZM91 116H88L89 118ZM95 116V117H96ZM137 116V115H136ZM142 117V115H140ZM146 116V115H145ZM231 116V115H230ZM84 117V115H83ZM84 117V118H85ZM85 118V119H89V118ZM95 117H92L90 118L91 120H93V118ZM116 117V116H115ZM132 117H130L131 119H133ZM138 117V116H137ZM139 117V118H141ZM148 117V116H147ZM1 118V117H0ZM109 118V117H108ZM143 118V117H142ZM141 118V119H142ZM149 118V117H148ZM160 118V119H159ZM28 119V117H27ZM33 119V118H32ZM37 119V118H36ZM78 119L81 121V124H80V127L76 124L78 122H76L75 120L78 121ZM84 119V120H85ZM89 119V120H90ZM157 119L159 121H157ZM200 119V118H199ZM30 120V119H29ZM39 120V121H40ZM90 120V122H91ZM111 120V119H110ZM118 120V119H117ZM121 120V119H120ZM130 120V119H129ZM135 120V119H133ZM132 120V121H133ZM21 121H23L21 124H19ZM75 121V122H74ZM86 121V120H85ZM85 121H84V125H85ZM103 121L105 123H103ZM126 121V120H125ZM131 121V122H132ZM29 122V121H28ZM73 122L75 123V125L77 127H75L73 124ZM93 122V123H94ZM117 122V121H116ZM127 122H129L127 120ZM137 123V121H135ZM140 122V120H139ZM143 122V120L141 121ZM140 122V123H141ZM30 123V122H29ZM35 123V122H34ZM80 123V122H79ZM89 123V121H88ZM86 122V124H88ZM111 123V122H110ZM119 123V122H118ZM124 123V121H123ZM130 123V122H129ZM133 123V122H132ZM147 123V122H146ZM223 123V122H222ZM33 124V123H32ZM31 124V125H32ZM38 124V123H37ZM113 124V123H112ZM128 124V123H127ZM139 124V123H137ZM244 124V123H243ZM23 125V124H22ZM29 125V124H28ZM36 125V124H34ZM89 125V124H88ZM87 125V126H88ZM94 125V124H93ZM119 125V124H118ZM131 125V124H130ZM133 125V124H132ZM131 125V126H132ZM136 125V124H135ZM134 125V126H135ZM92 126L89 125V127ZM116 126V125H114ZM139 126V125H138ZM253 126V125H252ZM19 127L15 128V129H18ZM22 127V126H21ZM35 127H38L35 126ZM74 127V128H73ZM86 127V125H85ZM93 127V126H92ZM91 127V128H92ZM113 127V126H112ZM120 127V126H119ZM191 127V126H190ZM223 127V126H222ZM25 128V127H24ZM34 128V126L32 127V129ZM39 128H40V122H39ZM48 128H50L48 126ZM76 128V129H75ZM88 128V127H87ZM134 128V127H132ZM187 127L185 126L184 129H186ZM242 128V127H241ZM20 129V128H19ZM31 129V131H33ZM35 129V128H34ZM51 129V128H50ZM53 131H55L54 129V126H53ZM89 129V128H88ZM112 129V128H110ZM121 129V128H119ZM183 129V130H184ZM22 130V129H20ZM37 130V128H36ZM35 130V131H36ZM42 130H46V129H42ZM49 130V129H48ZM93 130V128H92ZM188 130V129H187ZM28 130H26L27 132ZM30 131V132H31ZM52 131V130H51ZM80 131V132H79ZM85 131V130H84ZM89 131V130H88ZM135 131V130H133ZM132 131V132H133ZM34 132V131H33ZM40 133L42 132V134L46 133L43 132V131H39ZM37 132V133H39ZM50 132V131H49ZM48 132V134H49ZM91 132V130H90ZM99 132V133H98ZM121 132V130L119 131ZM185 132V131H184ZM16 133V131H15ZM14 133V134H15ZM39 133V134H40ZM52 133V132H51ZM50 133V134H51ZM109 133V132H108ZM118 133V132H117ZM17 134V133H16ZM23 134V133H22ZM33 134V133H32ZM31 134V140H32V137L34 136L35 137V132H34V135L32 136ZM38 134V135H39ZM41 134V135H42ZM98 134V135H97ZM103 134V135H104ZM136 134V133H135ZM184 134V133H183ZM182 134V135H183ZM234 134V133H233ZM11 135V136H10ZM19 135V134H18ZM24 135V134H23ZM37 135V136H38ZM40 135V136H41ZM47 135V134H46ZM54 135V133H53ZM102 134H100L101 136ZM225 135V134H224ZM30 136V134H29ZM29 136H25L27 138H24L26 140L29 139ZM39 136V138H40ZM43 136V135H42ZM54 136V137H56ZM85 137L88 136V135H84ZM90 136V135H89ZM107 136H104V137H107ZM143 136V137H141ZM10 137V138H9ZM14 137V136H13ZM24 137V136H23ZM189 137V136H188ZM48 138V137H47ZM137 138V139H136ZM16 139V137H15ZM20 139V138H19ZM35 139V138H33ZM37 139V137H36ZM35 139V140H36ZM46 139V138H45ZM53 139V138H52ZM51 139V140H52ZM88 139V138H86ZM187 139V138H186ZM22 140V139H21ZM30 140V139H29ZM29 140L27 142H29ZM49 140V139H48ZM47 140V143L48 144L50 141ZM54 140V139H53ZM56 140V138H55ZM54 140V141H55ZM183 140V139H182ZM39 141V140H38ZM187 141V140H186ZM185 141V142H186ZM219 141V140H218ZM25 142V145L26 143ZM34 142V140H33ZM46 142V141H44ZM9 143V142H8ZM14 143V142H12ZM19 143V142H18ZM35 143V142H34ZM37 143V142H36ZM43 143V142H42ZM52 143V141L50 142ZM137 144L138 143V146H139V149H136L137 151L134 152L132 150V145L133 144ZM22 144V143H21ZM23 144H24V141H23ZM45 144V143H44ZM97 144V145H99ZM169 144V145H170ZM210 144V143H209ZM7 145V144H5ZM9 145V144H8ZM18 145V144H17ZM33 145V144H32ZM193 145V144H192ZM12 146V145H11ZM19 146V145H18ZM21 146V145H20ZM31 146V145H30ZM41 146V145H40ZM49 146V145H48ZM137 146V145H135ZM134 146V147H135ZM180 146V145H179ZM24 147V146H23ZM42 147V146H41ZM46 149H47V145L44 146ZM173 147V146H172ZM1 148V146H0ZM5 148V147H4ZM44 148V150H45ZM137 148V147H136ZM169 148V147H168ZM171 148V146H170ZM22 149V148H21ZM135 149V148H133ZM163 149V150H164ZM261 149V148H260ZM16 150V149H15ZM28 150V149H27ZM48 150V149H47ZM38 151V149H37ZM168 151V149L166 150ZM170 151V150H169ZM262 151V150H261ZM260 151V152H261ZM3 152V151H2ZM22 152V151H21ZM42 152V151H41ZM259 152V153H260ZM34 153V152H33ZM40 153V152H38ZM44 153V152H43ZM47 153V151H46ZM168 153V152H166ZM36 154V153H35ZM70 154V155H71ZM92 154V156H93ZM190 154V153H189ZM109 155V153H108ZM27 156V155H26ZM32 156H34L35 158V155H31V158L30 156L28 157L29 159H32V162L34 158H32ZM74 158V156H71V158L73 157L75 160H79L78 158ZM92 156L90 157L92 159ZM165 156H167L165 154ZM68 157V156H66ZM27 158V159H28ZM38 158V157H37ZM70 158V157H69ZM70 158V159H71ZM107 158V159H108ZM177 158V157H176ZM59 159V158H58ZM62 160V158H60ZM59 159V160H60ZM69 159V160H70ZM162 159V158H161ZM55 160V158L53 159ZM64 160H66L64 158ZM79 160V161H80ZM95 160V159H94ZM25 161V160H24ZM28 161V160H27ZM26 161V162H27ZM67 161V160H66ZM74 161V160H73ZM78 161V162H79ZM81 162L84 164V162ZM91 163H92V160H90ZM132 161V162H133ZM156 161V160H155ZM25 162V163H26ZM30 162V161H28ZM49 161H47V163L45 165L48 164ZM65 162V161H62V163ZM72 161H69L68 163L71 164ZM76 162V161H75ZM88 162V161H86ZM101 162V161H100ZM131 162V161H130ZM131 162V163H132ZM133 162V163H134ZM136 162V163H137ZM152 162V161H151ZM61 163V164H62ZM73 163V162H72ZM77 163V162H76ZM75 163V164H76ZM80 163V162H79ZM90 163V162H89ZM88 163V164H89ZM96 163V161H95ZM129 163V165L131 164ZM132 163V164H133ZM135 163V164H136ZM261 163V162H260ZM32 164V163H31ZM30 164V165H31ZM37 164V162H36ZM40 164V163H39ZM60 164V166H62ZM66 163H63V167H65ZM86 164V163H85ZM94 164V161L93 163ZM97 165H99V162L96 163ZM102 163H100L101 165ZM108 164V163H107ZM114 166L115 163H113ZM127 164V163H126ZM131 164V165H132ZM151 164V163H150ZM263 164V163H262ZM10 165V164H9ZM22 165V164H21ZM27 165V164H26ZM29 165V163H28ZM42 165V164H41ZM50 165V164H49ZM69 165V164H67ZM74 165V164H73ZM80 165V164H78ZM104 165V163H103ZM102 165V166H103ZM23 166V165H22ZM44 166V165H43ZM42 166V168H44ZM56 166V165H55ZM59 166V164H58ZM71 166V165H69ZM83 166H88V165H82V168L84 169ZM106 166V165H105ZM112 166V165H111ZM110 166V167H111ZM124 166V165H123ZM39 167L41 168V166L39 165ZM37 167V168H39ZM62 167V168H63ZM68 167V166H67ZM76 167L77 164H76ZM81 167V165H80ZM96 167V166H95ZM98 167V166H97ZM96 167V168H97ZM109 167V168H110ZM130 167V166H129ZM128 167V168H129ZM140 167H137V165L134 167V168H140ZM151 167V166H150ZM153 167V166H152ZM170 167V166H169ZM61 168V169H62ZM88 168V167H86ZM85 168V171L82 173V171H79V168H78V171L79 173H81L80 175H77V174H74L79 176V178L77 179V185L76 186V189H77V192L74 193L71 191H69V188H71L72 186H74L73 184L71 185V178L68 179L70 174L68 175V178H66L65 180H68V183L66 181V184H62V181H59L61 182V184L58 186L59 189L56 193V190L54 191V186L51 187L53 188V190L51 189V192L54 191V193L57 194L56 198L58 200L59 203L57 204H60V205H67L65 206V208H61V211H63V214H62V217H60L59 214L58 215V218L60 217L62 219V225H64V228L66 231H71L73 230V227H75V221L77 219H75V216L76 214H82L84 216H87V218H85L84 220L87 221L86 219H88L92 224L94 221V218L97 216V215H100V214H106L108 213L106 209H108L109 211V208H107V205H106V202L109 201L108 199L111 198V196L113 197L114 196V193L118 192L119 194L120 191H124V188H126L127 184L129 185V181H130V176L133 175L134 176V170L133 168V172H131L132 170H129L131 172V175L128 176V178H126V180H120L118 182L117 178L115 179L117 182H113V183H110L111 185H108L104 182L103 178H100L99 175L96 176L94 175L95 173V169H94V166L92 165L91 167H89L88 169ZM100 168V167H99ZM103 168V167H102ZM113 169H115L114 167H111ZM123 168V167H122ZM21 169H24L23 167ZM29 170V167L27 166V168ZM34 169V168H33ZM32 169V170H33ZM36 169V168H35ZM66 169V168H65ZM72 169H75V166H73ZM70 169V170H72ZM81 169V168H80ZM104 169V168H103ZM100 170V171H104V170ZM112 171H115L113 170ZM121 169V168H120ZM126 169V168H125ZM130 169V168H129ZM149 169V168H148ZM37 170V169H36ZM53 170V169H52ZM57 170V169H56ZM95 170V171H94ZM98 170V169H97ZM107 170V169H106ZM141 170L139 171L138 169L136 170V173H141ZM147 170V169H146ZM178 170V168H177ZM21 171V170H20ZM25 171V170H24ZM24 171L22 173H24ZM35 171V170H34ZM41 171V169H40ZM62 171V170H61ZM61 171H60V168H59V171L60 172L58 175H60V178L62 179V174H61ZM65 171V170H64ZM68 171V169H67ZM75 171V170H74ZM73 171V172H74ZM108 171V170H107ZM111 171V170H110ZM109 171V172H110ZM126 171V170H125ZM139 171V172H138ZM144 171V170H142ZM232 171V170H231ZM19 172V171H18ZM29 172V171H28ZM39 172V171H38ZM38 172L36 173L38 175ZM69 172V171H68ZM97 172V171H96ZM101 172V173H102ZM122 172V171H121ZM128 172V170H127ZM147 172V171H146ZM150 172V170H149ZM202 172V171H201ZM21 173V172H20ZM21 173V174H22ZM27 173V172H26ZM33 173V171L31 172ZM35 173V172H34ZM42 173V171H41ZM64 174V172H62ZM66 173V172H65ZM72 173V171L70 172ZM75 173V172H74ZM78 173V174H79ZM104 173V172H103ZM119 173V172H117ZM133 173V174H132ZM135 173V174H136ZM144 173V172H143ZM142 173V174H143ZM212 173V172H211ZM20 174V175H21ZM35 174V175H36ZM65 174V176L67 175ZM73 174V173H72ZM115 174V172H114ZM201 174V173H200ZM204 174V172H203ZM56 175V173H55ZM54 175V178H56V176ZM105 175V174H104ZM118 175V174H117ZM124 175V174H123ZM137 175V174H136ZM34 176V175H33ZM41 176V175H40ZM62 176V177H61ZM120 176V174H119ZM125 176V175H124ZM141 176V174H140ZM140 176H136L138 179L140 178ZM159 176V175H158ZM50 177V176H49ZM76 177V176H75ZM118 177V176H117ZM136 177H133L134 179ZM223 177V176H222ZM12 178V177H11ZM58 178V179H60ZM106 178V177H105ZM119 178V177H118ZM154 178V177H153ZM60 179V180H61ZM64 179V178H63ZM127 179L129 181H127ZM132 179V178H131ZM134 179L132 180V182L134 181ZM221 179V178H220ZM50 180V179H49ZM76 180V179H74ZM73 181V179H72ZM136 181V180H135ZM142 181V180H141ZM232 181V180H231ZM50 182H53V181H50ZM49 182V183H50ZM57 182V181H55ZM59 182H57L59 184ZM162 182V181H161ZM54 183V182H53ZM64 183V181H63ZM75 184H76V181H75ZM97 185H99L98 187L99 190L101 191H98L96 192H93L92 191V186L93 188ZM139 184V183H138ZM146 184V183H145ZM171 184V183H170ZM203 184V183H202ZM57 185V184H56ZM71 185V186H70ZM132 185V183H131ZM130 185V186H131ZM140 185V184H139ZM201 185V184H200ZM221 185V184H220ZM70 186V187H69ZM78 186V188H77ZM129 186V187H130ZM142 186V185H141ZM128 187V186H127ZM144 187V186H143ZM186 187V186H185ZM230 187V186H229ZM73 188V187H72ZM71 188V189H72ZM95 189H97V187H95ZM134 189V188H133ZM233 189V188H232ZM74 190V189H73ZM98 190V189H97ZM172 191V190H171ZM104 193V195L108 194V196H106L107 200L105 202L102 201V202H99L101 198L98 197V195L100 193ZM212 192V191H211ZM52 192V194H54ZM102 193V194H103ZM118 193H116L117 195H119ZM229 193V192H228ZM234 193V192H233ZM237 193V192H236ZM55 194V195H56ZM239 194V193H237ZM51 195V194H50ZM103 195V196H104ZM114 196L115 198L117 197ZM220 195V194H219ZM235 195V194H234ZM28 196V195H27ZM54 196V195H53ZM102 196V199L104 198ZM225 196V195H224ZM236 196V195H235ZM14 197V196H13ZM100 197H101V194H100ZM113 197V198H114ZM52 198V197H50ZM99 198V200H98ZM55 199V198H53ZM124 199V198H123ZM56 200V199H55ZM54 200V201H55ZM56 200V201H57ZM110 200H115V199H110ZM230 200V199H229ZM113 201L111 203H113ZM143 201V200H142ZM201 201V200H200ZM6 202V201H5ZM115 202V201H114ZM175 202V201H174ZM232 202V201H231ZM246 202V201H245ZM8 203V202H7ZM56 203V202H55ZM108 203V202H107ZM110 203V205H112ZM230 204V203H229ZM257 204V203H256ZM1 205V204H0ZM118 205V204H117ZM19 206V205H18ZM187 206V205H186ZM189 206V205H188ZM235 206V205H234ZM121 207V206H120ZM148 207V206H147ZM194 207V206H193ZM239 207V206H237ZM263 207V206H262ZM191 208V207H190ZM216 208V207H215ZM236 208V207H235ZM244 208V207H243ZM251 208V207H250ZM55 209V208H54ZM116 209V208H115ZM15 210V209H14ZM47 210V209H46ZM60 210V209H59ZM58 210V212H59ZM106 211V212H105ZM149 211V210H148ZM112 212V211H111ZM188 212V211H187ZM246 212V211H245ZM247 213V212H246ZM256 213V212H255ZM11 214V213H10ZM8 215V214H7ZM26 215V214H25ZM48 215V214H47ZM107 215V214H106ZM105 215V216H106ZM160 215V214H159ZM192 215V214H191ZM263 215V214H262ZM11 216V215H10ZM20 216V214L18 215ZM27 216V215H26ZM101 216V215H100ZM104 216V215H103ZM209 216V215H208ZM6 217H9V216H6ZM17 217V216H15ZM24 216H21L19 218H17L18 220L16 221L17 223H19V221H21V219L23 218ZM78 217V216H77ZM131 217V216H130ZM218 217V216H217ZM248 217V216H246ZM12 218V217H11ZM8 219L11 220L12 219ZM27 218V217H25ZM23 218V219H25ZM79 218V217H78ZM81 218V217H80ZM105 218V217H104ZM61 219L59 222H61ZM82 219V218H81ZM100 219V217H99ZM102 219V218H101ZM108 219V218H107ZM124 219V218H123ZM173 219V218H172ZM51 220V219H50ZM109 220V219H108ZM118 220V219H117ZM167 220V219H166ZM215 220V219H214ZM14 222V220H12ZM84 221V222H85ZM89 221L87 222L90 226V223ZM181 221V220H180ZM208 221V220H207ZM21 222L24 223V220H22ZM79 222V221H78ZM84 222H82L84 224ZM178 222V221H177ZM191 222V220H190ZM195 222V221H194ZM215 222V221H214ZM15 223V222H14ZM86 223V224H87ZM213 223V222H212ZM223 223V222H222ZM229 223V222H228ZM231 223V222H230ZM22 224V223H21ZM80 224V223H79ZM82 224V226H83ZM86 224L84 226H86ZM91 224V225H92ZM97 224V223H96ZM15 225V224H14ZM20 225V223H19ZM39 225V224H38ZM75 225V226H74ZM98 225V224H97ZM211 225V224H210ZM216 225V224H215ZM18 226V225H17ZM29 226V225H28ZM82 226H79V227H82ZM89 226H87L89 228ZM127 226V225H126ZM157 226V225H156ZM12 227V226H11ZM14 227V226H13ZM12 227V228H13ZM24 228V226L20 225L18 226L17 230L15 229L17 232L15 233H18V232H21L24 236V240L25 242L24 243H27L29 244V246L32 247L33 249V255H34V260L36 261L35 263L36 264H58V262L60 261V263L62 262L63 264H65V260L68 259L65 254L63 255H60L59 257L56 255V252L59 250L56 248V246L50 241L49 238H44L43 237L45 236H42V239L41 240H38L39 242L37 243H34L35 241H33V239L31 238V235L33 237V234H29L31 232L30 230L29 233L28 232H25L23 230H21V228ZM92 226H90V229H91ZM143 227V226H141ZM197 227V226H196ZM28 228V227H27ZM45 228V227H44ZM78 228V227H76ZM86 228L85 230L87 231ZM93 228V227H92ZM211 228V227H210ZM223 228V227H222ZM12 229V230H13ZM25 229V228H24ZM149 229V228H148ZM157 229V228H156ZM196 229V228H195ZM75 230V228H74ZM89 230V229H88ZM175 230V229H174ZM27 231V230H26ZM63 231V230H62ZM84 231V230H83ZM183 231V230H182ZM193 231V230H192ZM229 231V230H228ZM251 231V230H250ZM259 231V230H258ZM33 232V231H32ZM40 232V231H39ZM67 232V233H68ZM81 232V231H80ZM144 232V231H143ZM163 232V231H162ZM19 233V234H21ZM70 233V232H69ZM72 233V231H71ZM79 233V232H78ZM85 233V231L83 232ZM88 233V231H87ZM86 233V234H87ZM191 233V232H190ZM242 233V232H241ZM77 234V233H76ZM75 234V235H76ZM80 234V233H79ZM184 234V233H183ZM207 234V233H206ZM15 235V234H14ZM72 235V234H71ZM70 235V236H71ZM144 235V234H143ZM142 235V236H143ZM213 235V234H212ZM22 236V235H21ZM22 236V237H23ZM141 236V237H142ZM218 236V235H217ZM247 236V235H246ZM245 236V237H246ZM38 236H36L37 238ZM47 237V235L45 236ZM174 237V236H173ZM172 237V238H173ZM224 237V236H223ZM243 236H241L242 238ZM244 237V238H245ZM34 238V237H33ZM35 238V239H36ZM84 238V237H83ZM249 238V237H248ZM247 238V239H248ZM23 239V238H22ZM38 239V238H37ZM40 239V238H39ZM78 239V238H77ZM81 239V238H80ZM86 239V238H85ZM103 239V238H102ZM111 239V238H110ZM169 239V238H168ZM52 240V239H51ZM99 240V239H98ZM223 240V239H222ZM240 240V239H239ZM256 240V239H254ZM97 241V240H96ZM125 241V240H124ZM141 241V240H140ZM93 242V241H92ZM247 242V241H246ZM2 243V244H1ZM243 243V242H242ZM245 243V242H244ZM250 243V242H249ZM248 243V245H249ZM71 244V242H70ZM116 244V243H115ZM258 244V243H257ZM1 245H3V242L1 240L0 242V247ZM5 245V244H4ZM81 245V244H80ZM175 245V244H174ZM182 245V244H181ZM251 245V244H250ZM249 245V246H250ZM24 246V245H23ZM26 246V245H25ZM87 246V245H86ZM114 246V245H113ZM196 246V245H195ZM239 246V245H238ZM73 247V246H72ZM90 247V246H89ZM180 247V246H179ZM185 247V246H184ZM200 247V246H199ZM260 247V246H259ZM264 247V246H263ZM5 248V249H4ZM195 248V247H194ZM201 248V247H200ZM243 248V246H242ZM2 251H0L1 253H3V251L6 250V247H2ZM81 249V248H80ZM87 249V250H86ZM86 251H89L88 247H86ZM135 249V248H134ZM157 249V248H156ZM238 249V248H237ZM261 249V248H260ZM1 250V249H0ZM19 250V249H18ZM57 250V251H56ZM91 250V249H90ZM133 250V249H132ZM149 250V249H148ZM189 250V249H188ZM254 250V249H253ZM29 253H30V250H28ZM56 251V252H55ZM131 251V250H130ZM134 251V250H133ZM150 251V250H149ZM181 251V250H180ZM62 252V251H61ZM70 252H72L70 250ZM132 252V251H131ZM248 252V251H247ZM251 252V251H250ZM6 253V251L4 252ZM58 253V252H57ZM237 253V252H236ZM31 254H32V251H31ZM140 254V253H139ZM175 254V253H174ZM229 254V253H228ZM248 254V253H247ZM5 255V258H6V254ZM9 255V254H8ZM7 255V258L9 257ZM67 255V254H66ZM71 255V254H70ZM69 255V256H70ZM32 256V255H31ZM66 257V259L64 260L63 257ZM191 256V255H190ZM238 256V255H237ZM25 257V256H24ZM71 257V256H70ZM105 257V256H104ZM122 257V256H121ZM6 258V259H7ZM73 258V257H72ZM84 258V257H83ZM82 258V259H83ZM171 258V257H170ZM190 258V257H189ZM239 258V257H238ZM231 259V258H230ZM8 260V259H7ZM33 260V261H34ZM246 260V259H245ZM64 261V262H63ZM87 261V260H86ZM147 261V260H146ZM5 262V261H4ZM68 262V260H67ZM66 262V263H67ZM75 262V261H74ZM169 262V261H168ZM71 263V262H70ZM69 263V264H70ZM2 264V263H1ZM6 264V263H5ZM15 264V263H14ZM121 264V263H120ZM207 264V263H206Z\"/></svg>",
    "mask_w": 264,
    "mask_h": 264
}]
</instances>
